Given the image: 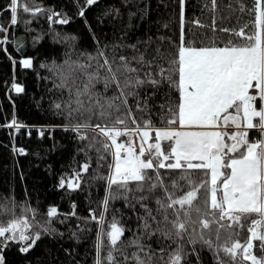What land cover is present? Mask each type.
I'll use <instances>...</instances> for the list:
<instances>
[{
	"label": "snow or ice",
	"instance_id": "6c2138e0",
	"mask_svg": "<svg viewBox=\"0 0 264 264\" xmlns=\"http://www.w3.org/2000/svg\"><path fill=\"white\" fill-rule=\"evenodd\" d=\"M97 3L84 0L78 15L83 17L87 7ZM236 3L240 12L246 10L242 0ZM210 4V8L205 7L213 13L212 25L194 21L201 28L210 27V37L185 32V0H180L179 45L161 37L153 52L147 48L141 51L133 44L127 46L131 55L117 56L113 51L110 58L105 46L95 55L88 54L84 62L69 56L59 65H41L59 80L55 88L61 99L53 100L52 107L69 121L65 130L88 141L86 148L98 154V166L107 162L109 169L107 176L97 177L107 185L103 211L90 217L98 226L95 264H154L157 253L143 240L156 235L175 245H169L170 251L160 248L161 264H185L190 255L185 241L193 245V253L196 244L207 247L215 264H226L225 257L228 264H264V0H254L252 9L247 10L254 14V20L251 26L240 28L218 27L217 0H210ZM227 7L231 9L232 4ZM18 8L33 17L46 11L30 8L28 0H10L12 25L18 22ZM67 22V18L59 21ZM5 30L0 26V32ZM164 42L169 47H162ZM19 63L24 68L33 66L31 59ZM98 84L103 85L102 91ZM164 86L168 92L158 107L165 126L158 128L149 105L152 97L146 94L142 98L141 89L151 87L155 96ZM12 87L17 93L24 91L16 83ZM172 92L178 94L175 100ZM135 112L145 113L147 118L138 120ZM94 119L98 122L93 123ZM5 127L19 130L26 126L13 117ZM253 131L258 135L250 136ZM118 138L126 139L118 142ZM14 151L24 153L22 148ZM89 167V162L81 166L83 172ZM81 179L76 172L73 180ZM65 183L61 178L60 187ZM67 187L79 188L80 184L69 180ZM115 199H123L134 210L136 204L143 209L144 214L137 217L138 231L130 241L122 239L130 230L115 217L105 226V213ZM153 201L155 208L150 206ZM12 204L14 209L15 202ZM8 211L7 204H0V213ZM56 214L55 207L47 210L49 217ZM246 224L250 235L241 243L240 231ZM40 227L45 234L54 231ZM31 228L22 217L6 225L0 223V264H5L9 242L19 244L22 253L36 245L41 232ZM128 247L135 251L128 254ZM254 249L261 253L259 257Z\"/></svg>",
	"mask_w": 264,
	"mask_h": 264
},
{
	"label": "trees",
	"instance_id": "16d2710c",
	"mask_svg": "<svg viewBox=\"0 0 264 264\" xmlns=\"http://www.w3.org/2000/svg\"><path fill=\"white\" fill-rule=\"evenodd\" d=\"M242 2L246 8L244 12L239 11L236 0H217L215 16L218 27L251 26L254 14L247 10L252 9L254 0ZM230 3L231 9L227 7ZM9 4L10 0H0V26L6 29L0 32V41H3L0 45V204H7L9 208L7 214L0 213V223L6 225L10 220L22 217L32 226V231L41 232V238L27 253L19 251V244L9 242L4 252L5 264H95L98 226L90 217L92 214L99 216L103 211L107 185L105 180L97 177L107 176L109 169L107 162L98 166V154L86 148L88 141L80 140L76 132L65 130L69 121L63 115H57L52 107L53 100L61 99L60 91L55 88L59 80L53 71L41 65H59L69 56L72 60L84 62L88 54L95 55L98 48L104 49L105 46L110 58L113 51L117 56L131 55L132 49L127 46L133 44L141 51L147 48L153 52L157 44H161V37L179 45L180 0H98L97 4L87 7L83 17L78 12L84 0H34V3L28 0L30 8L40 7L46 11L33 17L18 8L15 25L11 24ZM205 5L210 8V0H185V32L197 36L202 33L212 35L210 27L201 28L194 23L199 20L200 24L212 25L213 13ZM52 13L56 15L50 20L48 17ZM221 17L225 19L221 21ZM64 18L68 22L59 23ZM217 35L227 38V34L218 32ZM238 39L243 41V37ZM162 47L169 45L164 42ZM23 59H31L33 66L24 68L19 63ZM13 83L22 86L24 91L17 93ZM97 89L102 91L103 85L98 84ZM154 91L151 87L141 89V97L146 94L152 97L149 101L152 120L156 127H164L159 119L158 105L164 101L168 88L164 86L155 96L152 95ZM170 95L175 100L178 94L172 92ZM135 115L138 120L142 116L147 118L142 112H135ZM13 117L26 127L19 130L5 127ZM97 122L93 120V123ZM257 135L250 132V136ZM21 148L23 154L14 151ZM111 161L109 155L108 162ZM86 162L90 167L83 172L81 166ZM76 172L82 177L77 181L80 187L69 189L67 181ZM61 178L66 180L63 188L60 187ZM150 206L155 208L154 201ZM50 207L57 209L55 217L47 215ZM28 208L36 209V212L27 211ZM73 211L75 215H70ZM143 214L139 204L134 210L123 199H115L105 213V226L115 217L130 230L125 231L122 238L130 241L138 231L140 221L137 217ZM40 226L54 231L45 234ZM247 226L240 231L241 243L250 235ZM143 243L157 253L154 264H161V247L168 251L171 250L169 245L175 248L171 241L159 235L150 239L145 237ZM192 248L193 245L185 241V250L190 253L185 264H215L213 253L207 247L196 244L195 253ZM133 251L134 248H126L128 254ZM253 251L258 257L261 255L258 249ZM225 261L228 264V258L225 257Z\"/></svg>",
	"mask_w": 264,
	"mask_h": 264
},
{
	"label": "rangeland",
	"instance_id": "374dc122",
	"mask_svg": "<svg viewBox=\"0 0 264 264\" xmlns=\"http://www.w3.org/2000/svg\"><path fill=\"white\" fill-rule=\"evenodd\" d=\"M151 142V141H150ZM109 143H110V141H109ZM136 147H137V149H138V147H139V142H138V139H137V141H136ZM114 150V149H113ZM69 180H72V182L75 184V183H77V181H75V180H73V178H71V179H69ZM68 180V181H69ZM67 181V182H68ZM249 264H250V261H249Z\"/></svg>",
	"mask_w": 264,
	"mask_h": 264
},
{
	"label": "built area",
	"instance_id": "2783aa9c",
	"mask_svg": "<svg viewBox=\"0 0 264 264\" xmlns=\"http://www.w3.org/2000/svg\"><path fill=\"white\" fill-rule=\"evenodd\" d=\"M122 139H126V138H118V142H120V140H122Z\"/></svg>",
	"mask_w": 264,
	"mask_h": 264
}]
</instances>
